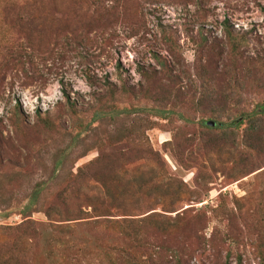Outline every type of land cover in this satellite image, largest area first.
Returning a JSON list of instances; mask_svg holds the SVG:
<instances>
[{"label": "rangeland", "instance_id": "rangeland-1", "mask_svg": "<svg viewBox=\"0 0 264 264\" xmlns=\"http://www.w3.org/2000/svg\"><path fill=\"white\" fill-rule=\"evenodd\" d=\"M30 1L0 0V264H264V113L221 127L264 102V0Z\"/></svg>", "mask_w": 264, "mask_h": 264}, {"label": "trees", "instance_id": "trees-1", "mask_svg": "<svg viewBox=\"0 0 264 264\" xmlns=\"http://www.w3.org/2000/svg\"><path fill=\"white\" fill-rule=\"evenodd\" d=\"M28 3L31 4H36L35 2H31L30 0H6V4H5V13L3 14H12L16 12V9L21 7V4L26 5ZM8 11V12H6ZM18 16H20L19 14H17ZM208 41V40H207ZM228 43H229V49L231 50V54H233V57H236L239 53V51H237L239 49V45L237 43V40L235 38L234 35L229 34L228 35ZM264 113V102L258 104V106L252 110V111H244L239 117H236L234 120H231V122L227 123V122H222L221 123V127H225V128H230V127H239L240 125L244 124L246 119L248 118H255L258 117L259 115H262ZM213 123H215V125H213ZM201 126H204L206 128H214L215 126H219L218 125V121L215 119H210V120H205V121H201L200 122ZM123 136V135H122ZM125 139L127 140H134V137H136V134L133 133V129H131L129 132H127V134H124L123 136ZM122 140V138H121ZM147 152L151 155H154L155 157L160 156L159 151H157L153 146H150V148L147 150ZM97 178V180L99 179V176L97 174H92L91 175V179ZM169 180H172L171 178ZM99 181V180H98ZM96 209V207H95ZM104 215V214H101ZM176 259L177 262L176 264H184L183 261H181L178 258V255H176ZM139 264V263H137ZM152 264H157L156 262H153Z\"/></svg>", "mask_w": 264, "mask_h": 264}, {"label": "water", "instance_id": "water-1", "mask_svg": "<svg viewBox=\"0 0 264 264\" xmlns=\"http://www.w3.org/2000/svg\"><path fill=\"white\" fill-rule=\"evenodd\" d=\"M213 125H215V123H213Z\"/></svg>", "mask_w": 264, "mask_h": 264}]
</instances>
